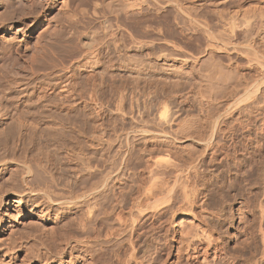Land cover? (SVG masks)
Masks as SVG:
<instances>
[{
    "label": "rangeland",
    "instance_id": "374dc122",
    "mask_svg": "<svg viewBox=\"0 0 264 264\" xmlns=\"http://www.w3.org/2000/svg\"><path fill=\"white\" fill-rule=\"evenodd\" d=\"M52 1L54 2L53 6L51 5ZM52 1L0 0V42L2 43L5 39H10L7 40L8 43L13 44L14 47H22V51H19V53L16 49L10 51L8 53L10 59L7 57V59L3 58L0 60V65H2L3 60L5 61L3 62V64H5L3 69L5 70L3 71L2 69L1 72H8L7 75H11L8 77H11L13 80L10 85L14 91L11 93L13 96L10 94L11 98L9 102L12 106L10 104L9 106L11 108H34L37 106L45 112H49L50 110L53 112H69L68 116H62V113L59 117L57 116L59 114H57L56 117L55 115L54 117L53 115H48L41 121L42 127L45 125L43 128L44 130L41 128L44 133L58 131V133L63 135L64 139L69 140L68 138L74 135L75 137H80L81 139L78 137L76 138L81 142H87H83L82 147L75 146L74 148L77 147V149H73L74 152L81 151L80 153L84 157V162L77 158L74 159V157H76L74 153L72 155L67 153L70 148L69 142H66L67 140L65 142L63 141L65 145L63 142H60L56 150L54 148L55 155L56 153L58 155H56L57 159L60 160L61 157V163L57 165L56 169L54 168L57 176H59V182L60 180L63 181L60 183L71 184L76 176L78 178L83 175L89 177L90 174V177L93 178L100 173V170H111L113 172L111 173L113 175L115 174L114 176L118 178L116 179L117 181L114 179L111 183H114L116 186L120 183V185L122 184L121 186L126 188L124 189L122 187V189L115 186L106 191L109 194L106 193V197L101 198L97 209L98 212L96 211L94 216L91 215V218H88L85 223L87 225L84 227L74 223L75 221L71 218L72 214L69 212L65 214V217H59L55 220L52 216L47 217L39 214V210L36 211V208L31 209L32 206H30L31 208L22 206L19 209V213L18 211H14V207L11 205V207H13L11 208V212L14 211V213H12L14 214L12 215V223L16 226L13 227V230L11 229L14 234L12 235L9 233L12 232L11 230L8 231L7 229L4 230L0 228V237L2 236L3 238L4 236L6 239L7 235H12L11 239H16H14V242L13 239L11 241L15 245L17 244L16 250L14 249L15 251L12 252L13 257L17 255L15 260L18 261L19 264H35L36 260L32 255L36 251H38L36 253H42L44 257L51 260L53 256L56 255L58 246L65 244L64 238L61 237L63 231H72L74 234L76 233V235L86 236L96 228L103 231L101 233H104L102 234L104 239L101 238V241L105 242L102 243L100 241L102 245L99 244L98 247L94 248V251L100 254H97L98 257H101H95L93 263H88L89 260L86 259L87 262L84 259H80L77 264H113L117 251L120 250L119 253H122L120 256L124 255L123 252H126L124 256H121L125 258L128 257L131 252L130 247L132 248L133 246L134 248L137 246L136 252L138 255L137 258L135 257L136 261L141 259L143 261H137L138 264H145V260L147 264L148 262L149 264H154L151 261L153 257V259L156 260L153 261L158 264L159 261L155 259L157 251L160 252L163 258L162 261L166 258L165 262H161L162 264H175L177 263L175 259L176 261L179 259V263L177 264L188 263H183L188 261L185 254H183L184 256L180 254L179 258H177L179 254L177 249L182 246V243L180 246V239L176 238L179 236L174 233V228L172 227L175 218L174 214L180 213V208L177 204L181 203L176 202L174 207H169L172 202L170 203L169 199L165 197L164 194H162V196L159 194L147 205L152 207L155 202L158 204L146 210L147 213L143 212V214L139 215V212L136 213V211L139 210L138 205L136 206V204H138V202L136 203V199L137 196H141L139 187L149 181L147 171H149L151 166H148V160L150 162L154 161V158H159L160 161L162 160L164 162L170 159L172 163L175 161L174 164H176V161L180 159V161H177L178 166L179 163H183L181 161L185 156L187 157V155H189L188 153L196 149V151H194L196 153L194 154L198 155V150L200 152L199 148H201V151L205 149L204 152L206 151V154L201 152L198 156L194 155V157H197L194 161H199V165L201 164V166H199L196 161L197 166L194 167L196 174L194 173V169L192 170L193 172H189V177L193 176L194 180H191V177V189L193 187L197 189V187L200 186L198 187L200 189H197L196 193H199L201 190L199 194L193 193L194 195L192 198L195 197L197 200L194 198L191 201V203H193L191 204V208L192 211H194L193 214H195L197 218L196 221L202 227L205 225L204 228L207 226L205 229L210 231H207L211 233L210 235L213 237L215 236L214 239H221L218 241L221 245L224 243L222 247L225 253L227 251L226 255L228 258L225 257V259H221L222 261H220V264H259V262L264 264V259L261 258V252L264 247V234L262 232V234L260 233V226H264V103H260L257 111H246L248 109L245 108V103L247 102L246 104H248L253 97L247 100L244 98L245 100L243 99L242 101L237 99L240 94L236 96L232 94V96L229 91L224 92V94L223 91L221 93V91L218 90L219 92L217 91V94L214 92L215 96H213L214 94L212 95L213 98H215L213 100L212 96L211 98L208 97L210 94L205 92L211 82L206 80L207 76H211L213 72L214 74L212 75L216 78L214 77L212 81L215 85L219 83L220 86H225V84L227 86L228 84L231 85L235 83L238 74L246 77V80L250 78H252L250 80H253V78L261 77L259 73H257L258 71H256L257 64L255 63L258 61L255 59V61L252 60L253 62L250 61L249 63L248 60L250 59L247 54L241 51L243 48L241 43L243 35H245L243 31L247 30L251 33V30L241 29L237 31V35L233 39L234 48L232 49H230L233 47L231 45L227 47L228 49L222 48L220 42L215 44L214 41L211 40L212 37H210L218 33L219 29H222L217 22L218 15H215L219 10L223 9L222 13H226L242 3L248 4V2H250L249 5L256 4L260 2V0H229L224 1V3L223 0H181L180 2L190 7V12L195 9L193 10L195 12H189L190 14L185 12L181 13L182 15H179L180 13H177V11L175 12L177 3L174 2H179V0H122L119 8L114 9L106 0ZM49 5L50 7H48ZM191 6L196 8H191ZM214 9L215 11H213ZM217 9L218 11H216ZM178 16H181V18ZM85 34L93 35L95 38V47L94 45L92 48L82 46V37ZM4 42H6V40ZM218 45H221V47ZM260 57L261 56H259L258 59H260ZM263 59L264 58L261 57L260 61H264ZM251 63L253 64L250 67ZM218 67L221 70L218 69ZM138 69L142 73H135ZM223 70H225L226 73ZM229 70H232L230 71V73L232 72L231 74H229ZM216 72H218V74ZM232 74L234 75L232 76ZM227 78L229 81L226 80ZM0 81L2 82L1 75ZM29 82L30 84L26 85V83ZM263 82H261V90L264 91ZM23 84L25 86H23ZM38 89H40V91ZM22 90L25 91L26 94ZM203 92L204 94L202 95ZM36 95L40 98H37ZM208 103H212V107ZM213 103L217 105V107H215ZM243 104L245 106H243ZM238 106H243L247 113L244 112L243 115L242 111L239 115ZM258 110H261V113L260 111L258 112ZM84 118L87 119L85 120ZM202 120H205L203 124ZM85 122L88 125H85ZM191 123L194 125H202L201 131H197V134L193 132L194 140L183 142L180 149H171L174 153L164 149L161 145L155 144V147L154 142L152 143L145 139L144 141L147 142V144H144V141L140 137L143 130L148 129V131L156 132L157 130L155 128H157L158 131L164 129L163 131L165 133L169 132V134L173 135V133L179 130L180 126H183V124L190 125ZM204 123L206 124L204 125ZM85 126L88 127V132L83 135V131L85 133ZM151 129H153V131ZM66 132L70 133L71 136L69 137V134ZM201 132L205 133L201 134ZM198 133L201 138L203 137L204 139H201ZM195 135L196 137L198 136L199 139L195 138ZM210 136H212V139ZM200 139L201 141H199ZM203 144H205V146ZM100 145L106 150H104L101 157L103 160L99 161L97 158L94 159V156L91 154H93L92 150L94 152L95 148L97 149L98 146L101 147ZM202 145L203 147H201ZM158 146L163 150L161 151ZM176 151L178 153L180 152V158H177L179 156L176 154ZM64 153L66 154L64 155ZM174 154L177 156L174 157ZM67 157L70 158L68 159ZM165 157L169 159L167 160ZM181 157L183 159H181ZM186 157L187 163L179 165L184 170L190 161V158ZM200 159H202L201 162ZM146 163L148 164L146 165ZM167 163H170V161ZM89 164L92 166L90 165L89 167ZM146 166L148 170H145ZM199 167L201 171H199ZM107 168L110 169L108 170ZM198 171L199 174L197 173ZM200 173L202 178L200 177ZM92 174L94 176H91ZM184 175H186V172ZM197 176L198 178H196ZM164 177L166 178L165 180L168 179L171 181V176L170 178L163 176V178ZM145 180L147 181L144 182ZM195 180L198 183H196ZM139 182L141 186L138 185ZM118 189H122L121 192L123 191L124 194L122 192V195ZM113 192H115V194H113ZM112 195H114L113 197L116 195L122 197L119 196V200L122 202L119 201V208L122 207V213L126 215V223L129 224L133 219L137 218L132 215L133 213L139 215L140 218L143 216L141 218L142 221L137 218L138 220L136 219L135 223L136 226L139 223L138 227L140 226V229L135 227L138 230L135 229V231L131 229V233H129L130 229L125 230L124 226L122 227L124 224H122L121 227L124 228V232L120 230L122 228L119 229L123 234H119L117 240L113 238V236H107L106 233H109L110 229L112 231V228L116 229V227H118V222L115 221V215L112 212L108 214L102 213L103 209L101 208L110 205L108 203H112V199L114 203ZM138 198L137 201L142 199V196ZM202 199H204V201H202ZM133 201L136 204L133 203ZM193 201H196V203ZM199 201H202V204L203 202H207L205 204L207 206L206 212L204 211L205 205H201ZM166 204H168V208ZM200 206H204L202 210H200ZM136 207L138 210L134 209ZM177 209L179 211L176 213ZM153 211L155 212L154 214ZM152 215H155V217H152ZM68 219L72 222H69V225L66 223ZM9 221L4 223V225H9ZM202 221L206 224L208 223V225L210 224V228ZM63 224L65 227L62 226ZM155 230L156 234L154 233ZM152 231H154V234ZM16 232L17 235H15ZM158 232L160 234H158ZM162 233H168L167 235L170 236L166 238ZM130 234H132L133 237ZM33 236H37L38 239H35L37 237L33 238ZM128 236L130 239H127ZM22 237H24L25 240H23L24 238L22 239ZM41 237H43V240H41ZM125 238L127 240H125ZM131 239L133 240L132 242ZM10 240L7 237L6 241ZM39 240L44 243L39 242ZM21 241L24 244L26 242V244L24 245ZM163 243H165V245ZM20 244H22V246ZM131 244L134 245L132 246ZM18 245L21 246L19 249ZM171 245L172 248L170 247ZM156 247L158 248L157 250ZM151 255L152 257L148 259ZM87 259L89 258L87 257ZM199 260H201L198 262L199 264H210L201 256ZM137 263L133 261L132 264ZM198 263L195 262V264ZM48 264H52V262ZM211 264L218 263L212 262Z\"/></svg>",
    "mask_w": 264,
    "mask_h": 264
},
{
    "label": "bare ground",
    "instance_id": "6f19581e",
    "mask_svg": "<svg viewBox=\"0 0 264 264\" xmlns=\"http://www.w3.org/2000/svg\"><path fill=\"white\" fill-rule=\"evenodd\" d=\"M52 1V0H51ZM108 2L109 5H111V7L114 9V8H119V6L121 5V1L122 0H106ZM137 1V0H136ZM175 1H178V0H175ZM181 0H179V2H174V1H171V2H174V3H177L176 5V9H175V12L177 11V13H180L179 15H182L181 13H187V14H190L192 12H195L193 9L191 12H190V7H187L185 4H183L182 2H180ZM183 1V0H182ZM214 1V0H213ZM224 1H229V0H223V3ZM231 1V0H230ZM248 1V0H247ZM259 1V0H258ZM157 2V1H156ZM209 2V1H208ZM216 2V1H215ZM245 2V1H244ZM257 2V1H255ZM253 2V3H255ZM18 3H21V2H18ZM201 4H203L202 2H200ZM211 3V2H210ZM226 3V2H225ZM247 3V2H246ZM250 2H248V4H241L239 6H235L234 8L230 9L229 11H227L226 13H222V10H219L221 12L218 11V9L216 11L217 14L215 15H218V23H219V26H221L222 29H219V32L218 33H215L213 34L212 32V41H214V43L216 44L217 42H220L221 45H222V48H225V49H228L227 47H230L229 45L233 46L231 47L230 49L234 48V42H233V39L235 38V36L237 35V31L241 30V29H249L251 30L249 33V31H243L245 35H243V39H242V50L245 54H247L248 58L251 62L255 61V59L258 61H256L257 63V70L258 71L257 73H259V76L261 77H257V78H253V80H250V79H245L246 77L244 76H240L238 74V76H236L235 78V83L226 86H220L219 83L217 85H215V83L212 81L214 80L213 78L215 76H213L212 74H214V72L211 74V76H207V79L206 80H209V85L207 87V89L205 90V92L209 93L208 97L211 98V96L214 94H217V91L220 90L221 93L223 91L226 92V91H229L231 92V95H239V98H237L238 100H242L245 98L246 100L247 99H250L251 97H253V99H251V101L248 102V104L245 103V105L243 104V106H245L246 111H249V110H256L257 111V108L259 107L260 103H264V91L261 90V82L264 81V61H260L261 57L264 58V0H260V2L256 3V4H250ZM22 4V3H21ZM50 4V3H49ZM96 4V3H95ZM196 4V3H195ZM215 4V3H214ZM236 4V2H235ZM47 5V4H46ZM51 5L53 6L54 5V2L52 1L51 2ZM189 5V4H188ZM130 6V5H129ZM196 6V5H195ZM217 6V5H216ZM50 7V5L48 6ZM194 7V6H193ZM191 6V8H193ZM203 7V5H202ZM35 8V7H34ZM196 8V7H194ZM200 8V7H199ZM203 9V8H202ZM216 9V8H215ZM215 9L213 11H215ZM30 11V10H29ZM208 11V10H207ZM210 11V10H209ZM190 12V13H189ZM119 13V12H118ZM200 13V12H199ZM219 13V14H218ZM40 14V13H39ZM194 14V13H193ZM214 14V13H213ZM192 15V14H191ZM176 16V15H174ZM185 16V15H184ZM181 18V16H178ZM177 17V19H178ZM187 17V16H186ZM200 17V16H199ZM190 18V17H189ZM176 19V18H175ZM176 19V21H177ZM180 20V19H179ZM205 20V19H204ZM184 21V20H183ZM178 23V21H177ZM188 23V22H187ZM208 24V23H207ZM206 24V25H207ZM213 24V23H212ZM109 26V25H108ZM6 29V28H5ZM206 31V30H205ZM216 31V30H215ZM207 32H208V29H207ZM88 33V31H87ZM204 33V32H203ZM93 34V33H92ZM92 34H85L83 37H82V46H85L87 48H92L93 45H94V37ZM207 35H209L208 33H206ZM239 35V34H238ZM3 37V35H2ZM208 37V36H207ZM7 38V36H6ZM9 38V37H8ZM11 38V37H10ZM242 38V37H240ZM5 39V38H4ZM6 40V42H4ZM2 43L0 42V60H2L3 58L7 59L8 57V53L10 51H13V49H16L19 53V51L21 52V46H15L11 43H8L7 40H10V39H5ZM51 40V39H50ZM241 40V39H240ZM2 41V40H1ZM54 41V40H52ZM51 41V42H52ZM96 41V40H95ZM207 41V40H206ZM72 42V41H71ZM97 42V41H96ZM95 42V43H96ZM218 44V43H217ZM221 45L219 47H221ZM51 46V45H50ZM54 46V45H53ZM95 47V45H94ZM236 48V47H235ZM239 48V47H238ZM25 49V47H24ZM239 50V49H238ZM15 51V50H14ZM207 51V50H206ZM16 52V51H15ZM97 52V51H96ZM214 52V51H213ZM24 53V52H23ZM94 53V52H93ZM92 53V54H93ZM96 54V53H95ZM90 55V54H89ZM230 56V55H229ZM260 57V59H258V57ZM94 57V56H93ZM96 57V56H95ZM9 58V57H8ZM12 58V57H11ZM10 59V58H9ZM253 60V61H252ZM264 60V59H263ZM7 61V60H6ZM2 62V61H1ZM3 62H5L3 60ZM2 62V65H0V75H1V85H0V92H1V98H0V228H3L4 230L7 229L8 231L9 230H13V227L15 226L14 223H12V213H14V211H18L19 212V209L22 207V206H25V207H30L32 206L31 209H34L36 208V211L39 210V214L41 215H45L47 217H54V219L56 220L57 218H62V217H65V214L67 212L71 213L72 216V220H74L75 222L74 223H77L79 226L81 227H84L86 223V221L88 220V218H91L90 216L95 214V212L97 211L98 209V206H99V202L101 200V198L103 197H106V191H108L109 189L111 188H114L116 185L114 183H111L114 179H118L116 176H114L112 173L111 170H109L110 168H107L109 171H101L100 170V173L97 174L95 177L91 178L90 177V174H89V177L83 175V176H80L79 178L76 176L72 183L70 184H67V183H60V182H63L60 180L59 182V176H57V173L55 172V169L57 168V165H59L61 163V157H60V160L57 159L56 155H55V152H54V148L56 150L57 148V145L60 143V142H65L67 139H64L63 138V135L55 132V131H52V133L50 132H46L44 133L43 132V128L45 127V125H43L44 127H42V123L41 121L45 118V116H48V115H57L58 117L61 115L62 113V116L63 115H69V112L66 111V112H56V111H47L45 112L43 109H41L40 107H34V108H20V107H16V108H11L9 106V104L11 105L10 102V94L12 93L13 88L12 86L10 85V83L13 81L11 77H8V76H11L10 74H8V72H1L2 69L4 68L3 66L5 64H3ZM92 62V61H91ZM246 62V61H245ZM221 64V63H220ZM224 64V63H223ZM228 64V63H226ZM253 63H251L250 67L252 66ZM93 66V65H92ZM91 66V67H92ZM214 66V65H213ZM223 66V65H222ZM226 66V65H225ZM234 66V65H233ZM245 66V65H244ZM255 66V65H254ZM216 67V66H215ZM94 68V67H92ZM237 68V67H236ZM74 69V68H73ZM218 69H220L218 67ZM224 69V68H223ZM254 69V68H253ZM256 69V68H255ZM5 69H3L4 71ZM221 70V69H220ZM226 70V69H225ZM225 70H223L225 72ZM228 70V69H227ZM234 70V69H233ZM230 71L232 70H229V74ZM255 71V70H254ZM19 72V71H18ZM209 72V71H208ZM211 72V71H210ZM219 72V71H218ZM218 72H216L218 74ZM223 72V74H224ZM238 72V71H237ZM240 72V71H239ZM252 72V71H251ZM135 73H142L139 69L137 71H135ZM215 73V75H216ZM221 73V71H220ZM226 73V72H225ZM234 74H236L235 72H233ZM247 73V72H246ZM210 74V73H209ZM228 74V72H227ZM232 74V76L234 75ZM241 74V73H240ZM220 76V75H219ZM224 76V75H223ZM223 76H222V80H223ZM226 77V76H225ZM229 77V76H227ZM231 77V76H230ZM40 78V77H39ZM216 78V77H215ZM23 79V78H22ZM233 79V78H232ZM225 80V79H224ZM228 80V78L226 79ZM15 81V80H14ZM39 81V80H38ZM37 81V82H38ZM217 81V80H216ZM229 81V80H228ZM16 82V81H15ZM206 82V81H205ZM18 83V82H17ZM202 83V81H201ZM200 83V84H201ZM212 83V84H211ZM225 83V82H224ZM264 83V82H263ZM30 84L29 83H26V85ZM38 84V83H37ZM206 84V83H205ZM221 84V83H220ZM11 87H10V86ZM219 85V86H218ZM224 85V84H222ZM23 86H25L23 84ZM37 86V85H36ZM41 88V87H40ZM200 88H203V87H200ZM26 89V88H25ZM199 89V88H198ZM264 89V88H263ZM40 91V89H38ZM37 90V91H38ZM202 90V89H201ZM23 91V90H22ZM30 91V90H29ZM203 91V90H202ZM262 91V92H261ZM25 93V91H23ZM33 92V91H32ZM200 92V90H199ZM219 92V91H218ZM14 93V92H13ZM197 93V92H196ZM206 93V94H207ZM26 94V93H25ZM29 94V93H28ZM204 94V92L202 93V95ZM205 94V95H206ZM215 94L213 96H215ZM225 94V93H224ZM230 94V93H229ZM13 96V94H11ZM20 95V94H19ZM232 95V96H233ZM37 96V95H36ZM201 96V95H200ZM207 96V95H206ZM212 96V98H213ZM229 96V95H228ZM39 96H37L38 98ZM195 97V96H194ZM217 97V96H216ZM230 97V96H229ZM28 98V97H27ZM26 98V99H27ZM40 98V97H39ZM202 98V97H201ZM209 98V99H210ZM205 99V98H204ZM207 99V98H206ZM208 99V100H209ZM215 98H213L214 100ZM222 99V98H220ZM244 99V100H245ZM12 100V99H11ZM14 100V99H13ZM41 100V99H39ZM232 100V99H231ZM199 101V100H198ZM235 101V99H234ZM35 102H38V101H35ZM208 102V101H207ZM206 102V103H207ZM213 102V101H211ZM223 102V101H222ZM221 102V103H222ZM205 103V104H206ZM234 103V102H233ZM210 104V103H208ZM212 104V103H211ZM210 104V106H211ZM37 105V104H36ZM207 105V104H206ZM214 105V103H213ZM12 106V105H11ZM15 106V105H14ZM31 106V105H30ZM215 107H217V105H214ZM213 106V107H214ZM243 106H238L239 108H237L239 110L238 114L240 115L243 111V115H244V112L245 109L243 108ZM262 106V105H261ZM203 107V106H202ZM208 107V106H207ZM206 107V108H207ZM212 107V106H211ZM214 107V108H215ZM224 107V106H223ZM213 108V109H214ZM262 108V107H261ZM204 109V108H203ZM221 109V108H220ZM244 109V110H243ZM207 110V109H206ZM209 110H210V107H209ZM234 110V109H233ZM236 110V109H235ZM236 110V111H238ZM219 111V110H218ZM235 111V112H236ZM260 111L261 113V110H258V112ZM81 112V111H80ZM83 112V111H82ZM204 112V111H203ZM209 112V111H207ZM210 113V112H209ZM218 113V112H217ZM247 113V112H246ZM74 114V113H73ZM85 114V113H84ZM211 114V113H210ZM208 114V115H210ZM231 114V113H230ZM237 114V113H236ZM237 114V115H238ZM207 115V116H208ZM229 115V114H228ZM238 115V117H239ZM84 116V115H83ZM194 116V115H193ZM204 116V115H203ZM52 117V118H53ZM192 117V116H191ZM209 117V116H208ZM217 117V116H216ZM237 117V116H236ZM241 117V116H240ZM51 118V117H50ZM66 118V117H65ZM82 118V117H81ZM88 118V117H87ZM86 118V119H87ZM211 118V116H210ZM224 118V117H223ZM250 118V117H249ZM85 119V118H84ZM85 119V120H86ZM199 119V118H198ZM196 121V120H194ZM203 122H205V120H202V124ZM197 123V122H195ZM82 124V123H81ZM85 125H88L86 122L84 123ZM193 124V123H191ZM184 125L183 126H180L179 127V130H177L175 133L172 134H169V132L165 133L163 130H160L158 131L157 128H155L157 131L156 132H151V131H148V129L146 130H143V132H141V139L144 141L147 140L149 142H154V145L157 144V145H161L162 147H164V149H167L169 152L171 153H174L173 150L175 149H180L181 147V144L185 141H188V140H194V134H197V131H201V127L202 125ZM201 124V122H200ZM206 123H204L205 125ZM90 125V124H89ZM236 125V124H235ZM162 126V125H161ZM212 126V124H211ZM214 127V126H213ZM43 130H42V129ZM51 128V127H50ZM53 128V126H52ZM88 127L85 126V133L83 131V135L84 134H87L88 132ZM212 128V127H211ZM55 129V128H54ZM53 129V130H54ZM99 129V128H98ZM160 129V128H159ZM208 129V128H207ZM220 129V127H219ZM48 130V129H47ZM62 130V129H61ZM74 130V129H73ZM153 131V129H151ZM215 130V129H213ZM81 131V132H82ZM80 132V131H79ZM90 132V131H89ZM172 132V131H171ZM174 132V131H173ZM194 132V134H193ZM196 132V133H195ZM208 132V131H207ZM228 132V131H227ZM68 133V132H66ZM65 133V134H66ZM203 132H201L202 134ZM205 133V132H204ZM203 133V134H204ZM64 134V135H65ZM69 134V137L71 136L70 133ZM76 134V133H75ZM79 134V133H78ZM77 134V135H78ZM97 134V133H96ZM217 134V133H216ZM73 135V134H72ZM198 135L200 136V134L198 133ZM206 135V134H205ZM204 135V136H205ZM213 135V134H212ZM74 136V135H73ZM70 137L68 138L69 140H67L66 142H69L68 144L70 145H67L69 146V150L67 151V153L69 154H75L74 156V159L77 158L81 161L84 160V157L83 155L80 153L81 151L79 152H74L75 149H77V147H82V143L86 142V141H83L81 142L78 138H76L75 136L74 137ZM80 136V135H79ZM102 136V135H101ZM203 136V135H202ZM65 137V136H64ZM68 137V136H67ZM85 137V136H84ZM83 137V138H84ZM89 137V136H88ZM91 137V136H90ZM211 139H212V136H210ZM86 138V137H85ZM100 138V137H99ZM195 138L199 139L198 136L196 137L195 135ZM201 138V136H200ZM203 138V137H202ZM201 138V139H202ZM81 139V138H80ZM94 139V137H93ZM102 139V138H101ZM139 139V140H141ZM201 139L199 141H201ZM204 139V138H203ZM210 139V141H211ZM113 140V139H112ZM63 142V144H64ZM125 142V140H124ZM194 142V141H193ZM87 143V142H86ZM147 144V142L144 141V144ZM188 143V142H187ZM186 143V144H187ZM198 143V142H197ZM213 143V142H212ZM217 143V142H216ZM220 143V142H219ZM62 144V143H61ZM67 144V143H66ZM91 144V143H90ZM109 144V143H108ZM151 144V143H150ZM199 144V143H198ZM202 144V143H201ZM65 145V144H64ZM89 145V144H88ZM96 145V144H95ZM103 145V144H102ZM152 145V144H151ZM190 145V144H189ZM200 145V144H199ZM205 146V144H203ZM203 145L201 147H203ZM211 145V144H210ZM66 146V147H67ZM75 146H77L76 148H74ZM101 146V145H100ZM121 146V145H120ZM209 146V145H208ZM216 146V145H215ZM103 146L99 147L93 152L92 150V153L91 154L92 156H94V159L97 158V160L99 159L100 160H103L101 157L103 155V152L104 148H102ZM107 147V146H106ZM145 147V146H144ZM143 147V148H144ZM149 147V146H148ZM156 147V145H155ZM159 147V146H158ZM183 147V146H182ZM62 148V147H61ZM67 148V149H68ZM88 148V147H87ZM160 150H161V147H159ZM157 148V149H159ZM188 148V147H187ZM74 149V150H73ZM151 149V148H150ZM153 149V148H152ZM155 149V148H154ZM173 149V150H171ZM194 149V148H193ZM200 149V152L198 150V155L202 152V153H205L203 149V151H201L202 149ZM59 150V148H58ZM57 150V151H58ZM81 150V149H80ZM86 150V149H84ZM118 150V149H117ZM163 150V149H162ZM161 150V151H162ZM166 150V151H167ZM148 151V150H147ZM154 151V150H153ZM165 151V152H166ZM167 151V152H168ZM196 151L193 150V152H190L188 153L189 155H187V157L190 158V161L188 162V165L186 166V169H182L179 165H183L187 163L186 159L184 156V159L181 157V159H183L181 162L183 163H179L178 166H177V161L180 159H178L176 161V164L175 161L172 163V160H170L168 157H165L167 158V160L169 159L170 163H167L169 161H160L159 158L158 159H155L154 157H151V158H154L153 160L154 161H150L149 160L147 161L149 163V171H147L148 173V177H149V181L148 183L146 184H143L141 186V181L139 182L138 185H140L141 187H139V193L141 194L142 196V199H140L139 201H137L139 198L138 197H141L139 194V196H137V199H136V196H135V199H136V203L138 202V204H136L134 201L133 203L136 204V206L138 205V208L139 210L136 208H134L135 210L137 209L138 211H136V213L139 212V215L140 214H143V212L147 213L146 210H148L149 208H153L155 207L158 203H154L152 207H149L147 204L150 202V201H153V198L157 197L159 194H164L165 197H167L170 201V203L172 202V204L169 205L174 207L176 205V202H180L181 206H179L177 204V206L180 208V213L179 214H174L175 218H174V221H173V225L172 227L174 228V233H176V235L178 234L179 237H176V238H179L180 239V246H181V243H182V246L179 247L177 249V251H179V254L177 252V258H179V255H183L185 254L188 259V261H185L183 263H186V264H195L198 263L199 261V258L200 256L203 257L204 260H207L208 263H212V262H217L218 264H220V261H222L221 259H225V257H227L226 253L224 252V248L222 247L224 245V243L221 245V243H219L218 241L221 240V239H214L215 236L213 237L212 235H210L211 233H208L210 231L206 230L204 226H200V224L196 221L197 218L195 217V214H193L194 211H192V208H191V201L193 197V193L197 192V189H200L197 187V189H195L194 187L191 189V184H190V179L192 177L191 180H193V176L189 177V172H191L193 169H194V173L196 174V171H195V166L196 165V161H194V159H196L198 156L197 154H194ZM214 151V150H213ZM59 152V151H58ZM155 152V151H154ZM177 152V151H176ZM83 153V152H82ZM180 153V152H179ZM179 153L177 152L176 154L179 156ZM182 153V152H181ZM185 153V152H184ZM66 153H64L65 155ZM154 154V153H153ZM169 154V153H168ZM174 154L176 157L177 155ZM206 154V153H205ZM226 154V153H225ZM68 155V154H67ZM162 155V154H161ZM171 155V154H170ZM194 155H196L194 157ZM58 156V155H57ZM90 156V157H92ZM108 156V155H107ZM153 156V155H152ZM201 156V155H200ZM206 156V155H205ZM186 157V158H187ZM194 157V158H193ZM59 158V157H58ZM66 158V157H65ZM68 158V157H67ZM70 158V157H69ZM68 158V159H69ZM88 158V157H86ZM104 158V156H103ZM110 158V157H109ZM157 158V157H156ZM164 158V157H163ZM162 158V159H163ZM177 158H180L177 157ZM201 158H204V157H201ZM206 158V157H205ZM211 158V157H210ZM63 159V158H62ZM67 159V160H68ZM92 159V158H91ZM127 159V158H126ZM150 159V158H149ZM174 159V158H173ZM221 159V158H220ZM73 160V158H72ZM111 160V159H110ZM186 162H185V161ZM202 159H200V162H201ZM205 160V159H204ZM203 160V161H204ZM64 161V160H62ZM75 161V160H74ZM78 161V160H77ZM88 161V160H87ZM86 161V162H87ZM94 161V160H93ZM128 161V160H127ZM207 161V160H206ZM65 162V161H64ZM73 162V161H72ZM84 162V161H83ZM194 162V164H193ZM198 162V165H199V161ZM63 163V162H62ZM71 163V161H70ZM146 163V165L148 164ZM64 164V163H63ZM74 164V163H73ZM125 164V163H124ZM133 164V163H132ZM66 165V164H65ZM91 164H89V167H90ZM202 165H203V162H202ZM212 165V164H211ZM92 166V165H91ZM141 166V165H140ZM185 166V165H184ZM183 166V167H184ZM201 166V164L199 165ZM115 167V166H114ZM55 168V169H54ZM73 168V166H72ZM82 168V167H81ZM88 168V167H87ZM86 168V169H87ZM104 168V167H103ZM143 168V167H142ZM185 168V167H184ZM198 168V167H197ZM147 169V166L145 168V170ZM74 170V169H73ZM90 170V169H89ZM148 170V169H147ZM93 171V170H92ZM121 171V170H120ZM199 171L200 170V167H199ZM199 171L197 172L199 174ZM112 172V173H111ZM186 172V175H184V173ZM193 172V171H192ZM90 173V172H89ZM125 173V172H124ZM193 173V175H194ZM86 174V173H85ZM145 174V175H147ZM192 174V173H191ZM204 174V173H202ZM67 175V174H66ZM81 175H82V172H81ZM88 175V174H87ZM95 175V173H94ZM93 174L91 176H94ZM118 175V174H117ZM144 175V174H143ZM168 175V176H167ZM132 176V175H131ZM162 176V177H160ZM163 176H166L167 178H170L171 176V181H169L168 179L165 180L166 178ZM196 176V175H195ZM200 177H201V173H200ZM136 178V176H135ZM198 178V176L196 177ZM195 178V179H196ZM202 178V177H201ZM121 180V179H119ZM140 180V179H139ZM144 180V179H143ZM142 180V182H143ZM198 180V179H196ZM195 180V181H196ZM201 180V179H200ZM117 181V180H116ZM147 180H145L144 182H146ZM194 181V180H193ZM192 181V182H193ZM202 181V180H201ZM71 182V181H70ZM137 182V181H136ZM128 183V182H127ZM135 183V182H134ZM196 183H198L196 181ZM195 183V184H196ZM78 184V185H76ZM112 184V185H111ZM118 184V183H117ZM193 184V183H192ZM206 184V183H205ZM112 187H111V186ZM122 185V184H121ZM120 183L118 184V188H122L123 186H121ZM133 185V184H132ZM208 185V184H207ZM126 186V184H125ZM194 186V185H193ZM129 187V186H128ZM196 187V186H195ZM124 189L126 187H123ZM122 188V189H123ZM205 188V187H204ZM121 189V190H122ZM203 189V187H202ZM117 190V189H115ZM120 190V189H118ZM120 190V192H121ZM196 190V191H195ZM206 190V189H205ZM112 191V190H111ZM203 191V190H202ZM117 192V191H116ZM119 192V191H118ZM123 192V191H122ZM121 192V194H122ZM126 192V190H125ZM137 192V191H136ZM201 192V190H200ZM199 192V193H200ZM138 193V192H137ZM199 193H196V194H199ZM206 193V192H204ZM203 193V194H204ZM217 193V192H216ZM109 194V193H107ZM113 194H115V192H113ZM124 194V192H123ZM122 194V195H123ZM114 195H112L113 197ZM120 195H116L114 198V203H113V199H112V203H108L110 205H106L104 208L101 207L103 209V212L102 213H114L115 215V218L118 223V227H116V229L112 228V231L110 229L109 233H107V236H113V238H115L116 240L118 239V236L119 234H123L119 231L120 228H122L124 226L125 230H128L130 229V232H132V230H135L137 228L135 227H138V224L137 226L135 225L136 223V219H141L139 215H135V213H133L132 215H134V217H137L135 219L132 220L131 223H126V215L122 213V207L119 208V203L121 202V200H119V197ZM197 196V195H195ZM199 196V195H198ZM160 197V196H159ZM158 197V198H159ZM200 197V196H199ZM198 197V198H199ZM122 198V197H121ZM157 198V199H158ZM205 198V197H204ZM196 199V198H195ZM197 200V199H196ZM12 201V202H11ZM120 201V202H119ZM202 201H204V199H202ZM202 201H199V203H201ZM14 202V203H13ZM165 202V201H164ZM194 202V201H193ZM122 203V202H121ZM169 203V202H168ZM196 203V201L194 202ZM207 202H203V204L205 205ZM201 203V205H203ZM209 204V203H208ZM207 204V205H208ZM11 205L14 207V211L11 212ZM167 205V208H168V204ZM198 205V204H197ZM176 206V208H177ZM194 206V205H193ZM192 206V207H193ZM196 206V205H195ZM135 207V206H134ZM166 207V206H165ZM201 207V206H200ZM204 207V206H202ZM202 207L200 210H202ZM131 208V207H130ZM129 208V209H130ZM163 208V207H162ZM23 209V208H22ZM30 209V210H31ZM160 209V208H159ZM158 209V210H159ZM170 209V208H169ZM194 209V208H193ZM157 210V211H158ZM173 210V209H172ZM25 211V210H24ZM34 211V210H33ZM102 211V210H101ZM151 211V210H150ZM179 210L177 209L176 210V213L178 212ZM205 212L207 211V206L205 205ZM263 211V209H262ZM15 212V213H16ZM98 212V211H97ZM149 212V211H148ZM159 212V211H158ZM20 213V212H19ZM155 212L153 211V214ZM160 213V212H159ZM263 213V212H262ZM68 214V213H67ZM70 214V215H71ZM127 214V213H126ZM150 214V213H149ZM152 214V212H151ZM162 214V213H161ZM204 214V213H203ZM17 215V214H16ZM103 215V214H102ZM125 215V216H123ZM146 215V214H145ZM156 215V214H155ZM155 215H152V217ZM139 216V217H138ZM147 216V215H146ZM197 216V215H196ZM111 217V216H110ZM114 217V216H113ZM133 217V216H132ZM133 217V218H134ZM157 217V215H156ZM14 218V217H13ZM68 218V217H67ZM66 218V219H67ZM101 218V217H100ZM108 218V217H107ZM150 218H151V215H150ZM7 219V220H6ZM15 219V218H14ZM128 219V218H127ZM137 219V220H138ZM152 219V218H151ZM155 219V218H154ZM153 219V220H154ZM200 219V218H199ZM10 220V221H9ZM59 220V219H58ZM103 220V219H102ZM113 220V219H112ZM130 220V219H129ZM203 220V219H202ZM7 221H9V225H4V223H7ZM35 221V220H34ZM37 221V220H36ZM66 221V220H64ZM142 221V219H141ZM206 221V220H205ZM69 219H68V222L66 221V223H68L69 225ZM161 222V221H159ZM203 222V221H202ZM201 222V223H202ZM24 223V222H23ZM72 223V222H70ZM205 223V222H203ZM114 224V223H113ZM124 224V225H122ZM128 224V225H126ZM160 224V223H159ZM206 224V223H205ZM95 225V224H94ZM122 225V227H121ZM208 225V223L206 224ZM210 225V224H209ZM208 225V226H209ZM26 226V225H25ZM45 226V225H44ZM64 226V224L62 225ZM109 226V225H108ZM16 227V226H15ZM39 227V226H38ZM65 227V226H64ZM99 227V226H98ZM128 227H131V228H128ZM42 228V227H41ZM67 228V227H66ZM75 228V227H74ZM94 228V227H93ZM124 228L120 229L124 232ZM140 229V226L138 227ZM172 228V229H173ZM210 228V226H209ZM39 229V228H38ZM114 229V230H113ZM132 229V230H131ZM155 229V228H154ZM260 233L262 232L264 234V226L261 227L260 226ZM11 230V231H12ZM16 230V229H15ZM14 230V231H15ZM43 230V228H42ZM138 230V229H137ZM169 230V229H168ZM167 230V231H168ZM7 231V232H8ZM30 231V229H29ZM84 231V230H83ZM136 231V230H135ZM208 231V232H207ZM20 232V231H19ZM28 232V231H27ZM31 232V231H30ZM33 232V231H32ZM41 232V231H40ZM43 232V231H42ZM103 231H100V229H96L93 230L90 234L86 235V236H79L76 235V233L74 234V232L72 231H63L61 233V237L64 238V242L65 244L63 245H59L58 248H57V253L55 256H53V258L50 260L49 258L47 257H44V255H42V253H36L38 251H36L32 257L36 260V263L37 264H48L49 262H52V264H77L80 259H86V260H89L88 263H93V261H95V257L97 258L98 254L97 251H94V248L95 247H98V245H102L101 244V238H103L102 234L104 233H101ZM120 232V233H119ZM154 231H152L153 233ZM166 232V231H165ZM11 233L12 235L14 234L13 231L12 232H9ZM34 233V232H33ZM137 233V232H136ZM135 233V235H136ZM156 234V230L154 232ZM153 233V234H154ZM169 233V232H168ZM168 233H165L163 235L166 236H170V235H167ZM261 233V234H262ZM134 234V233H133ZM153 234H150V235H153ZM158 234H160L158 232ZM173 234V233H171ZM10 235V234H9ZM8 236V239L10 240L11 239V236ZM15 235H17V232L15 233ZM28 235V234H27ZM32 235V234H31ZM36 235V234H34ZM45 235V234H44ZM127 235V234H126ZM132 236V234H130ZM6 236V235H5ZM21 236V235H20ZM39 236V235H37ZM37 236H33V238L37 237ZM43 236V235H42ZM48 236V235H47ZM105 237H107L106 235H104ZM157 236V235H156ZM173 236V235H172ZM264 236V235H263ZM6 237V239H7ZM10 237V238H9ZM15 237V236H14ZM17 237V236H16ZM28 237V236H27ZM31 237V236H29ZM49 237V236H48ZM129 237V236H128ZM127 239H130V237ZM133 237V236H132ZM174 237V236H173ZM172 237V238H173ZM4 238V236H3ZM2 236L0 237V264H19L18 261L15 260V257L17 256H12V252L15 251L16 249V245L13 243L14 242V239L15 238H12L13 239V242L12 239L10 241H6V239L4 238L3 239ZM24 237H22L23 239ZM43 237H41V240ZM124 238V237H123ZM20 239V240H22ZM35 239H38L35 238ZM47 239V238H46ZM50 239V238H49ZM48 239V240H49ZM54 239V238H53ZM125 238V240H127ZM165 239V238H164ZM16 240V239H15ZM25 240V238L23 239ZM47 240V241H48ZM52 240V239H51ZM106 240V239H105ZM111 240V239H110ZM109 240V241H110ZM159 240V239H158ZM29 241V240H28ZM33 241V240H32ZM31 241V242H32ZM59 241V240H58ZM101 241V242H100ZM133 240L131 239V242ZM178 241V240H177ZM16 242V241H15ZM18 242V240H17ZM22 242V241H21ZM39 242H43V241H40ZM51 242V241H50ZM49 242V243H50ZM105 242V241H104ZM102 242V243H104ZM118 242V241H117ZM121 242V241H120ZM129 242V240H128ZM130 242V243H131ZM137 242V240H136ZM161 242V241H159ZM158 242V243H159ZM23 243V242H22ZM44 243V242H43ZM48 243V242H47ZM122 243V242H121ZM129 243V245H130ZM162 243V242H161ZM160 243V246L162 247ZM14 244V245H13ZM24 244V243H23ZM26 244V242H25ZM24 244V245H25ZM28 244V243H27ZM35 244V242H34ZM33 244V245H34ZM39 245H41L40 243H38ZM118 244V243H117ZM120 244V243H119ZM136 244V243H134ZM134 244H131L132 246ZM165 245V243H163ZM171 244V243H170ZM22 246V244H20ZM45 245V244H44ZM97 245V246H96ZM137 245V244H136ZM135 245V246H136ZM167 245V243H166ZM19 246V245H18ZM19 246L18 249L21 247ZM30 246V245H29ZM32 246V245H31ZM43 246V245H41ZM40 246V247H41ZM53 246V245H52ZM36 247V246H35ZM104 247V246H103ZM129 247V246H128ZM159 247V248H161ZM164 247V246H163ZM172 248V245L170 246ZM44 248V247H43ZM137 246L134 248V246L131 248L130 247V254L128 255V257H125V258H122L121 256H124L126 254V252H123L124 255H121L122 253H119V251L117 250H114V251H117L115 253V259L113 261V264H132L133 261H135V263H137L135 257L137 258V255L138 253L136 252V249ZM139 248V247H138ZM15 249V250H14ZM56 249V248H54ZM102 249V248H101ZM158 248L156 247V250ZM163 249V248H161ZM167 249V248H166ZM26 250V249H25ZM36 250V249H35ZM139 250V249H138ZM140 251V250H139ZM138 251V252H139ZM160 251V249H159ZM163 251V250H162ZM168 251V250H167ZM166 251V252H167ZM171 251V250H170ZM27 252V251H26ZM41 252V250H40ZM128 252V251H127ZM156 252V251H154ZM165 252V251H164ZM169 252V251H168ZM31 253V252H30ZM99 253H100V250H99ZM129 253V252H128ZM137 253V254H135ZM170 253V252H169ZM167 253V254H169ZM262 257L264 259V247L262 249ZM98 254V255H97ZM156 254V253H155ZM154 254V255H155ZM163 254V253H162ZM136 255V256H135ZM164 255V254H163ZM171 255V254H170ZM27 256V255H26ZM31 256V255H30ZM166 256V255H165ZM169 256V255H168ZM184 256V255H183ZM30 257V258H32ZM84 257V258H83ZM87 257L89 259H87ZM101 257V256H100ZM98 257V258H100ZM152 257V255L148 258L150 259ZM182 257V256H181ZM180 257V258H181ZM154 258V257H153ZM152 258V262L154 264H157V262H154L156 260H154ZM228 258V257H227ZM155 259H157L159 263L161 262H165V259L164 261L160 252L157 251V256L155 255ZM182 259V258H181ZM261 259V260H263ZM16 262H15V261ZM31 260V259H30ZM29 260V261H30ZM85 260V261H86ZM145 260V259H144ZM154 260V261H153ZM179 260V259H178ZM178 260L176 261L175 259V262L179 263ZM185 260V259H184ZM260 260V259H259ZM24 261V260H23ZM28 261V260H27ZM97 261V260H96ZM140 262L142 261L139 260ZM138 261V262H139ZM150 261V260H149ZM150 261V263H151ZM87 262V261H86ZM143 262V261H142ZM174 262V261H173ZM262 262V261H261ZM35 263V264H36ZM145 264L146 263V260L144 262ZM175 263V264H177ZM224 263V261H223ZM138 264V263H137ZM140 264V263H139ZM143 264V263H142ZM149 264V262H148ZM162 264V263H161ZM168 264V263H167ZM182 264V263H181ZM199 264V263H198ZM201 264V263H200ZM258 264V263H257ZM259 264H261L259 262Z\"/></svg>",
    "mask_w": 264,
    "mask_h": 264
}]
</instances>
